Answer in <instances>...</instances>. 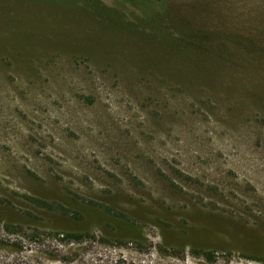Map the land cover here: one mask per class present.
I'll return each mask as SVG.
<instances>
[{"label":"rangeland","instance_id":"374dc122","mask_svg":"<svg viewBox=\"0 0 264 264\" xmlns=\"http://www.w3.org/2000/svg\"><path fill=\"white\" fill-rule=\"evenodd\" d=\"M168 2L221 49L188 85L71 8L0 0V264H264V0Z\"/></svg>","mask_w":264,"mask_h":264},{"label":"trees","instance_id":"16d2710c","mask_svg":"<svg viewBox=\"0 0 264 264\" xmlns=\"http://www.w3.org/2000/svg\"><path fill=\"white\" fill-rule=\"evenodd\" d=\"M48 1L71 8V11L80 16L82 23H91V30L104 29L112 35L126 38L130 44L142 42L147 46L144 52H149L148 61L144 62L147 68L152 72L155 65L158 70L164 71L162 73H165V76L180 80L182 85L190 84L192 79H199L201 73L197 74L196 71L204 72L211 68L217 70L219 67L218 57L221 49L210 43L214 33L207 32L184 19L185 17L174 13L168 0ZM178 21L181 26L178 25ZM241 42L247 46L250 44L248 41L241 40ZM82 46L78 44L72 50L86 52ZM102 46H108L106 50L108 53L103 54L100 51L97 41L95 45L93 44V47H96L94 51L104 56L107 62L113 61L112 47L104 43ZM87 210V213L97 212L94 207H87ZM106 212L107 208L103 213ZM114 220H118L116 223L125 222L127 218L120 216L119 219ZM107 221L108 217L106 224H108ZM81 236V234L68 232L63 235L69 240H78ZM204 253L207 256L211 254L207 251Z\"/></svg>","mask_w":264,"mask_h":264}]
</instances>
